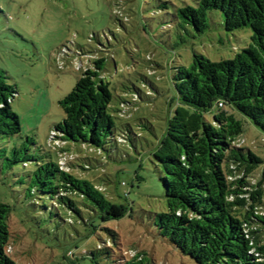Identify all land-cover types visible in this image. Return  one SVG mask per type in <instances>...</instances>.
I'll list each match as a JSON object with an SVG mask.
<instances>
[{
  "label": "rangeland",
  "instance_id": "obj_1",
  "mask_svg": "<svg viewBox=\"0 0 264 264\" xmlns=\"http://www.w3.org/2000/svg\"><path fill=\"white\" fill-rule=\"evenodd\" d=\"M197 3L0 0V69L15 88L10 106L21 126L19 137L0 140V150H5L8 160L40 161L50 156L56 161L51 132L64 118L59 102L96 56L106 58L101 73L104 81L111 83L112 111L118 106V97L129 95L127 89L138 88L142 93L129 122L141 137H130L128 148L106 144V149L114 150L104 170L94 168L92 153L80 147L70 150L80 158L77 165L90 167L75 171V175L88 181L96 178L93 183L103 188L110 202L131 209L119 220L102 222L97 212L85 209L80 217L68 216L46 196L30 195L35 163L24 168L18 162L8 168L9 161L0 151V204L10 208L7 253L16 264H106L100 254H95L93 261L85 257L106 242V229L117 235L115 257L123 252L131 257L137 252L144 253L151 264H195L161 237L155 226L166 204L163 173L151 154L171 108L168 102L174 97L175 69L188 67L193 53L220 62L233 59L251 44L249 28L225 31L222 15L216 10L208 11V30L202 34L183 26L177 11L185 6L197 8ZM144 79L154 87L150 90L147 86L152 98L143 96ZM115 123L123 124L116 116ZM26 138L33 142L27 143ZM239 140L236 146L264 159V135L246 121ZM13 148L27 151L13 154ZM247 180L255 184L258 174ZM260 209L264 215V205Z\"/></svg>",
  "mask_w": 264,
  "mask_h": 264
},
{
  "label": "trees",
  "instance_id": "obj_2",
  "mask_svg": "<svg viewBox=\"0 0 264 264\" xmlns=\"http://www.w3.org/2000/svg\"><path fill=\"white\" fill-rule=\"evenodd\" d=\"M211 10L220 12L227 32L249 28L251 44L233 59L220 62L193 53L188 67L175 69L174 97L168 102L171 108L151 154L163 173L166 204L155 226L161 237L195 264H264V215L260 214L264 159L236 146L244 121L264 135V0H198L197 8H180L177 19L202 34L208 30ZM105 60L96 56L59 102L64 118L51 132L57 148L55 162L50 156L40 161L8 160L5 150H0L9 161L8 168L18 162L24 168L35 163L30 195L46 196L68 216L80 217L82 209L97 212L102 222L119 220L131 209L110 202L103 188L93 183L96 178L88 181L75 175L90 167L77 165L80 158L70 150L80 147L92 153L94 168L104 170L114 150L106 149V144L128 148L130 137H141L129 122L133 107L142 99L140 89H127L129 95L118 97V106L112 111L111 83L101 73ZM6 81V73L0 69V140L21 133L19 118L10 106L16 91ZM144 82L143 96L152 98L154 87ZM114 114L123 124L116 125ZM31 141L26 138L27 143ZM21 150L27 151L12 149L13 154ZM255 173L258 180L250 185L247 179ZM9 216L10 208L0 204V264H16L7 253ZM105 232L106 242L86 258L93 261L100 254L106 264H151L144 253L128 257L123 252L115 257L117 235Z\"/></svg>",
  "mask_w": 264,
  "mask_h": 264
},
{
  "label": "built area",
  "instance_id": "obj_3",
  "mask_svg": "<svg viewBox=\"0 0 264 264\" xmlns=\"http://www.w3.org/2000/svg\"><path fill=\"white\" fill-rule=\"evenodd\" d=\"M218 107H220V108H221V107H222V104H221V103H219V104H218ZM121 184L124 186V183H121Z\"/></svg>",
  "mask_w": 264,
  "mask_h": 264
}]
</instances>
